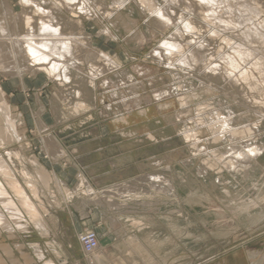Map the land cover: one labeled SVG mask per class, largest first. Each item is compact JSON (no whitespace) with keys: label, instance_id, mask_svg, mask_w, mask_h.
Here are the masks:
<instances>
[{"label":"bare ground","instance_id":"1","mask_svg":"<svg viewBox=\"0 0 264 264\" xmlns=\"http://www.w3.org/2000/svg\"><path fill=\"white\" fill-rule=\"evenodd\" d=\"M18 1L21 7L18 15L14 14L12 6L9 5L10 1L2 0L0 3V73L15 78L14 82L19 81L25 89L27 85L29 86V81L25 79L27 75L40 77L47 85L59 87V91L54 93L56 100L53 103V110L57 116L56 122L66 120L63 117L65 115H60L59 112L62 102L68 103V107L71 106L68 112L73 115V118L88 112L91 108L90 95L97 90L100 82L103 83L102 87L109 88L110 92H113V97L122 98L125 108L129 106V99L121 89L123 84L119 85L110 78V75L117 74V78L122 82L123 74H127L126 70V73L122 71V76H119L118 71L122 67L120 59L96 46L95 36L88 33L86 24L91 26L95 20L111 21L121 12L122 7L134 1L148 15L155 18L157 27L161 30L174 28L171 36L162 40L150 55L160 64H167L170 70L177 72L173 73L171 70L174 79L173 90L177 93L180 91L178 100L182 106V116H189L194 110L197 113L194 126H186L183 136L191 146L193 156L203 158L199 171L206 173L209 170L218 169V172L226 170L243 177L250 176L252 161L264 152V142L260 141L261 122L253 125L250 122L239 124L242 113L240 112L241 114L237 116L233 109L222 110L221 100L216 98L206 101L198 100L201 97L198 94H190L185 83H182L184 77L182 78L178 71L182 69L180 72H183L187 68L201 70L205 78L225 83V87L228 86L238 95L240 94L244 105L264 112V0ZM19 24L23 29L22 32L19 31ZM185 24L189 25L192 31H189ZM228 33L230 36L234 34L237 41L226 35ZM100 37L115 38L108 25L103 26ZM212 40L220 41L217 48H211L212 43L209 42ZM217 82L214 86L211 83V88H215ZM115 83L117 87L112 89L114 88L112 84L115 86ZM0 91H2L1 87ZM170 95L169 90H163L157 93L155 98L163 103L164 98ZM140 101L137 99L134 106L139 107ZM162 103H159L160 109H167L168 104ZM11 110L5 101L0 100V239L3 238L2 232L5 230H8L10 237H13L14 234L10 231L14 228L13 224L25 228L21 220L26 215L34 219L40 228L41 226L45 230L48 228L34 196H38L40 185L45 188L50 187L54 179L38 164L36 156L30 160L34 170L29 171L23 167V150L19 148L11 151L13 145L20 144V147H23L19 137L18 120L13 117ZM43 110L40 109L35 117L42 150L49 159L59 160L60 157L65 156L66 151L57 135L51 130L47 132L49 128L43 119ZM122 119L125 121L124 116ZM205 131L209 132L210 138L207 141L214 149H208L202 141L201 135ZM222 144L227 148L224 152L216 148ZM191 162V158L186 161L187 164ZM36 164L38 167L35 166ZM166 174L159 171L149 172L130 181L105 187L106 189H101L100 192L91 187L86 178L81 175L78 187H83L84 193H81V200L84 205L85 202H92L105 208L116 207L121 210L124 199L129 195L159 197L171 194L175 184L167 178L169 175ZM21 181L25 182L24 185ZM55 183L62 190L64 202L65 200L68 202L70 195H74L64 181L57 176ZM255 206L257 204L246 205L241 209L250 212V209ZM151 209H153L152 206ZM95 246L90 252L84 251L88 263L107 264L104 254L98 252L99 241ZM16 247L22 252V257L26 261L32 260L23 253L22 243L16 244ZM133 249L135 251V248ZM10 262L21 264L7 240L2 239L0 240V264Z\"/></svg>","mask_w":264,"mask_h":264},{"label":"rangeland","instance_id":"2","mask_svg":"<svg viewBox=\"0 0 264 264\" xmlns=\"http://www.w3.org/2000/svg\"><path fill=\"white\" fill-rule=\"evenodd\" d=\"M7 1H10L9 5L12 6L14 14L18 15L21 12L19 1ZM120 11L111 21L95 20L96 23L92 22L91 26L86 25L88 33L95 36L96 46L120 59L122 67L118 74L122 76V71L125 70L127 74H123L122 82L117 78V74L110 75V78L119 85L123 84L121 89L129 99L131 107L127 105L125 108L122 98L113 97V92L102 87L103 83L100 82L97 90L90 95L91 108L88 112L73 118L68 112L71 106L68 107V103L64 102L60 103L59 112L60 115H65V124L76 125L77 129L74 128V131L77 134L74 138L80 143H89L88 146H81V153L95 149L98 154L100 152L102 156L115 159L110 163L114 167H118L123 161L125 164L126 158L132 161L128 162L127 169L113 173L111 182L117 183L128 180L129 176H141L157 171L165 174L168 171L167 178L174 181L175 188L169 197L129 195L124 199L121 210L116 207L105 208L114 213L119 212L114 214L116 227H120L122 223L132 229L134 224H140L139 221L136 222L137 218L145 222V225L140 224L142 228L139 231L134 229L138 236H125L124 228L118 231L127 243H121V252L128 254V264H264V152L252 161L249 177L226 170L218 172V169L201 173L199 168L203 158L193 156L191 146L183 136L186 126H194L197 113L194 110L191 115L182 116V106L178 100L180 91L177 93L173 90L172 69L170 70L167 64H160L150 55L162 40L171 36L174 28L161 30L157 27L155 18L148 15L134 1L127 3ZM105 25L110 27L114 39L100 37ZM18 27L22 32L20 24ZM226 35L230 36L229 33ZM234 36L232 34L230 37L237 41ZM219 42L212 40L209 43H212L211 48L214 49L218 47ZM180 71L182 69L178 71L182 74L180 76L186 79L183 78L182 83H185L190 94H198L201 97L198 100H221L222 110L230 108L237 116L243 114L239 124L250 122L253 125L261 122L260 141L264 142V112L244 105L240 94L228 86L225 87V83L205 78L201 70L200 72L198 69L187 68L183 72ZM172 72L177 73L173 70ZM27 76L25 79L29 81V86L25 89L19 81L14 82L15 78L0 73V100L10 106L13 117L18 120L19 137L23 143V147H20V144L13 145L11 151L21 148L28 153L37 154L40 153V146L33 143L38 138L34 118L40 109H44V121L56 122L53 103L56 100L54 93L59 91V87L47 85L40 77ZM216 82L215 88H211V83L214 86ZM116 83L115 86L112 84V89L117 87ZM209 88L211 91L208 92ZM163 90H169L171 95L164 98L162 103L156 100L155 95ZM137 99L141 100L139 107L134 106ZM159 103L168 104V108L161 110ZM123 116L125 121L129 122L128 125L116 129L117 126L113 122L123 121ZM49 130L47 132H50ZM63 137H66V134ZM209 138V132L202 133V141L211 150L214 147L208 144ZM29 141L32 149L27 150ZM216 148L222 152L227 149L224 144ZM44 157L48 158L46 155ZM190 158L192 162L187 164L186 161ZM93 159L94 157H86L81 162L87 166ZM21 182L24 185L25 182ZM254 204L257 206L250 209V212L241 209ZM79 224L81 228L79 227L77 232V239L83 251L94 241L91 238L93 235H96L100 248L96 225L92 226L88 219H80ZM81 235L84 237L81 238ZM98 252H101L100 249Z\"/></svg>","mask_w":264,"mask_h":264},{"label":"crops","instance_id":"3","mask_svg":"<svg viewBox=\"0 0 264 264\" xmlns=\"http://www.w3.org/2000/svg\"><path fill=\"white\" fill-rule=\"evenodd\" d=\"M42 113H44V111ZM34 121H35L34 122L35 128L38 132L35 118ZM45 123L47 124L48 128L57 135L61 145L64 147L66 151L65 156L63 155L62 157H60L61 160L59 159L55 161L54 159H49V158L45 159L44 157L45 154L44 152H42L43 149L42 143L39 139V134L37 133L38 134L37 141H34L33 143H36L38 144V146H40V153L37 154L28 153L26 152V150L22 149L24 153V154L22 153L24 155L22 158H23V167H25V169L29 171H33L34 168L30 165V160L31 158H34V156H36L35 158L37 162L39 161L38 164L52 178L54 177V179L51 181L49 185L50 187L45 188L44 186L40 185L38 187V189L40 190V191L38 190V196H34L35 201L38 203L43 213V217H44L43 221L45 222V224H47L46 227L48 228H46L45 230V228L41 225L40 228L39 225L37 226L34 219H30V217L26 215V217L22 218L21 220L25 224V228L17 227V225L13 224L12 222L13 224L12 226L14 228H12V230L10 231L13 232L14 234L12 235L13 237H10V235L8 234V230L7 231L5 230L2 232L3 238H1L0 240L2 239L7 240V243L13 248L15 257L20 260L21 264H34V263L35 264H88L84 251L77 239V232L81 228L80 227L81 225L79 224V220L88 219L89 223L93 224L92 226L96 225V229L99 232L98 235L100 240V251L101 253L104 254V258L107 261L106 263L128 264V260H127L128 254H124L123 252H121L122 251L121 243L122 242L126 243V241L121 238V236L118 234V231L124 228L126 231L125 236H130L132 234L138 236L137 231H139L140 228H142L140 224L145 225L144 220H138L139 218H137L136 222L139 221L140 224L139 226H135L134 224L132 229H128L121 222L120 223L122 227L121 226L116 227V225H114L113 219H115L114 214L115 215L119 214V212L114 213L113 211L105 209V207L95 205L92 202L90 203L85 202L84 205V203L81 200V196H82L81 193L82 194L84 193L82 192L83 187H78V184L80 183V179L82 175L84 178H86L85 180L89 182V185L91 187H93L95 190L100 192L103 189H106L108 186L111 187L117 183L124 182L123 180L115 183V182H111L110 179L111 176H113V173H115L116 171L118 170L123 171L124 169H127L128 162H132V161H129L128 158H126L127 157L126 156L125 164L123 163L124 162L123 161L121 162V164L117 165L118 167H114L112 164L111 166L110 163H112L113 160L115 159H111V157L105 155L102 156L100 152L99 155L95 149L89 150L88 153H81L80 152L81 146H88L89 143H80L74 138V136L77 134V132L74 131L75 129H77L74 123H68V124L67 123L62 124L59 122H51V123L45 122ZM114 123L117 126L116 129H118L120 125L121 126L128 125L129 122L121 121ZM64 134H66V137H63ZM135 140L137 141V139ZM27 144L29 145L27 150L32 149V144L30 143V141ZM86 157L88 158L94 157V159L91 160V164L87 166L81 162L83 158ZM95 157L97 159H95ZM27 164L29 165L26 166ZM35 166H37V164ZM97 166L100 168H96ZM56 176L60 180L62 179V181H64V183L67 185L66 187L70 190L71 194L74 195V196L70 195V200H68V202L66 200L64 202V196L62 190H60L58 185L55 183ZM137 177L139 176H129L128 180L125 181H130ZM28 190L30 191L29 188ZM45 210H47L48 212ZM33 225L35 226L33 227ZM134 229H136L137 231H134ZM20 231H22L23 233H21ZM20 243L23 244V253L25 254V256H27L29 259L32 260L26 261L24 257H22L23 256L22 252H20V250H18V248L16 247V244H20ZM70 250L72 252H70ZM9 264H17V263L10 262Z\"/></svg>","mask_w":264,"mask_h":264},{"label":"built area","instance_id":"4","mask_svg":"<svg viewBox=\"0 0 264 264\" xmlns=\"http://www.w3.org/2000/svg\"><path fill=\"white\" fill-rule=\"evenodd\" d=\"M86 236V235H85ZM84 237V235L82 236V238ZM92 239H94V241H92V243H91V245H90V247L89 248H86L85 247V250H87L88 252H90L91 250H92V248H94V247H96L95 245H96V242H97V240H96V235H93L92 237H91ZM90 239V238H89Z\"/></svg>","mask_w":264,"mask_h":264},{"label":"clouds","instance_id":"5","mask_svg":"<svg viewBox=\"0 0 264 264\" xmlns=\"http://www.w3.org/2000/svg\"><path fill=\"white\" fill-rule=\"evenodd\" d=\"M185 27L188 28L189 31H192V29L190 28L189 25L185 24ZM166 46L170 47L169 45H166ZM201 46H202V45H201ZM157 98L159 99V97H157Z\"/></svg>","mask_w":264,"mask_h":264}]
</instances>
